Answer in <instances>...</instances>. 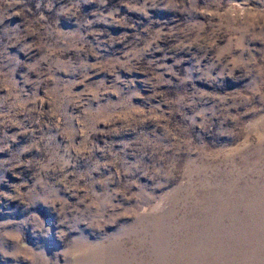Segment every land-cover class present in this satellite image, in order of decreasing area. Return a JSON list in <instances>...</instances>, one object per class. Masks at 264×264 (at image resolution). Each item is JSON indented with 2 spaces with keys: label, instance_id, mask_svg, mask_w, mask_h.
Listing matches in <instances>:
<instances>
[{
  "label": "rangeland",
  "instance_id": "rangeland-1",
  "mask_svg": "<svg viewBox=\"0 0 264 264\" xmlns=\"http://www.w3.org/2000/svg\"><path fill=\"white\" fill-rule=\"evenodd\" d=\"M0 264H264V0H0Z\"/></svg>",
  "mask_w": 264,
  "mask_h": 264
}]
</instances>
